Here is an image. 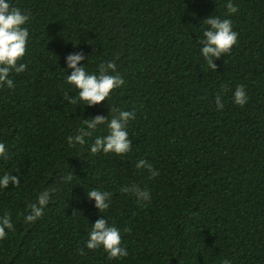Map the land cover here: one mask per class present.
<instances>
[{"label":"trees","instance_id":"16d2710c","mask_svg":"<svg viewBox=\"0 0 264 264\" xmlns=\"http://www.w3.org/2000/svg\"><path fill=\"white\" fill-rule=\"evenodd\" d=\"M228 2L8 0L29 15V37L18 62L26 70L10 73L14 88L0 86L7 154L0 177H20L18 187L0 188V217L9 214L14 225L0 240V264H264V0H231L234 14ZM212 15L230 19L238 33L215 71L200 43ZM76 52L89 74L114 60L125 84L106 101L84 105L67 83L65 58ZM240 85L244 106L233 101ZM113 107L135 113L128 153H91L95 138L108 135L107 124L84 146H69L84 119L111 120ZM141 159L159 176L137 169ZM131 185L148 190L151 200L138 203L121 191ZM49 189L43 215L26 223L28 204ZM94 189L111 193L107 210L88 198ZM101 216L120 230L127 257L86 248Z\"/></svg>","mask_w":264,"mask_h":264},{"label":"clouds","instance_id":"9594fccd","mask_svg":"<svg viewBox=\"0 0 264 264\" xmlns=\"http://www.w3.org/2000/svg\"><path fill=\"white\" fill-rule=\"evenodd\" d=\"M228 13L234 14L238 11V6L233 5L229 0L226 5ZM29 21V15L24 13L18 7H12L8 0H0V86L4 84L8 88H14V82L9 78L10 73H21L27 68L24 63H18L26 55L28 46L29 31L24 25ZM209 26L204 31V39L200 41L203 45L201 55L206 60L208 66L215 71L217 64L215 60L225 54H229L232 48L238 42V33L232 29L230 19L221 20L217 16H210L203 21ZM67 68L71 69V74L67 75V83L73 85L78 90V99L84 102V105L95 106L107 100L113 90L120 88L125 84L124 79L116 71L115 61L102 62L99 64L98 74H89L84 66H78L85 60L82 52L70 53L65 58ZM114 73V74H112ZM65 98L69 103L76 104L77 99L65 93ZM233 101L239 106H244L248 97L242 85L237 86L234 92ZM216 106L218 110H223L224 104L221 101V95L216 97ZM115 115L111 120L103 115H97L94 118L84 119L83 124L86 128L78 129V134L67 137L70 147L75 145L84 146L85 137H91L93 131L99 125L107 124L109 133L106 136H97L90 147L93 155L98 153H115L123 156L132 148V140L129 139L127 125L130 120L135 119V113L122 111L113 107L110 109ZM0 157L7 159L5 145L0 143ZM137 169H147L150 178L159 176V172L146 160H139L135 165ZM72 174L66 179L71 180ZM9 184L18 187L20 177L5 173L0 177V188L6 189ZM54 189L45 190L39 193L35 203L28 204L29 212L25 215V222H34L43 215V209L49 204L50 194ZM124 193H130L137 198V202H149L151 200L150 192L140 188L138 185L125 186L121 188ZM90 200L95 201V207L103 212L110 207L111 193L100 190H91L87 192ZM75 214V213H74ZM7 230H14L9 214L0 217V240L7 237ZM125 232L131 229L125 228ZM103 248L109 259L123 258L128 256V251L122 247V236L120 230L115 226H109L106 219L101 216L91 227L89 238L86 242V248L95 250ZM80 254H84L80 249ZM223 264H231V261L225 259Z\"/></svg>","mask_w":264,"mask_h":264}]
</instances>
